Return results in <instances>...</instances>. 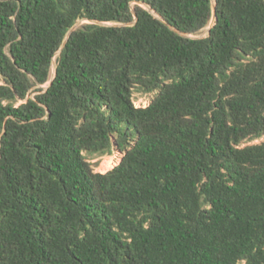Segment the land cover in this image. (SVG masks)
<instances>
[{"label": "trees", "instance_id": "trees-1", "mask_svg": "<svg viewBox=\"0 0 264 264\" xmlns=\"http://www.w3.org/2000/svg\"><path fill=\"white\" fill-rule=\"evenodd\" d=\"M0 264H264V0H0Z\"/></svg>", "mask_w": 264, "mask_h": 264}, {"label": "rangeland", "instance_id": "rangeland-1", "mask_svg": "<svg viewBox=\"0 0 264 264\" xmlns=\"http://www.w3.org/2000/svg\"><path fill=\"white\" fill-rule=\"evenodd\" d=\"M208 29L207 28L203 33H201L198 38H203L207 35V32H208ZM55 71H56V65L53 66V71H52V79L54 78V75H55ZM50 85V83L48 85L45 86V88H48V86ZM151 96L152 95H136L135 96V101H142V102H151ZM261 140H255V141H251L250 144H258L260 143ZM116 157V155H105V156H102V157H96V158H91V163L93 164V169L95 170V172L97 173H105L104 170L107 168V167H112L115 162H117L114 158ZM119 159L121 158V155L118 156ZM115 161V162H113ZM110 171V170H108Z\"/></svg>", "mask_w": 264, "mask_h": 264}, {"label": "built area", "instance_id": "built-area-1", "mask_svg": "<svg viewBox=\"0 0 264 264\" xmlns=\"http://www.w3.org/2000/svg\"><path fill=\"white\" fill-rule=\"evenodd\" d=\"M134 104H135V107L136 108H145V107H147L148 105H149V102L147 101V102H142V101H134ZM115 155H116V157L114 158L117 162H115V161H113V162H115V164L111 167V169L110 170H112L113 168H115L116 166H118V164L120 163V161H121V158L119 159V153H115Z\"/></svg>", "mask_w": 264, "mask_h": 264}, {"label": "water", "instance_id": "water-1", "mask_svg": "<svg viewBox=\"0 0 264 264\" xmlns=\"http://www.w3.org/2000/svg\"><path fill=\"white\" fill-rule=\"evenodd\" d=\"M215 6H216V5L214 4V9H216ZM214 20H215V21L217 20V17H216V16H215ZM81 24H82V23H78V24L72 29V31L76 30ZM212 26H213V23H212L211 26L209 27L208 32L210 31V29H211ZM72 31H71V32H72ZM54 78H55V75H54ZM54 78L52 79V81L54 80ZM52 81H51V83H52Z\"/></svg>", "mask_w": 264, "mask_h": 264}, {"label": "bare ground", "instance_id": "bare-ground-1", "mask_svg": "<svg viewBox=\"0 0 264 264\" xmlns=\"http://www.w3.org/2000/svg\"><path fill=\"white\" fill-rule=\"evenodd\" d=\"M111 169V167H107L105 170H110Z\"/></svg>", "mask_w": 264, "mask_h": 264}]
</instances>
